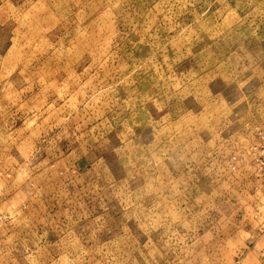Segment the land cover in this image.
Wrapping results in <instances>:
<instances>
[{"label": "rangeland", "instance_id": "rangeland-1", "mask_svg": "<svg viewBox=\"0 0 264 264\" xmlns=\"http://www.w3.org/2000/svg\"><path fill=\"white\" fill-rule=\"evenodd\" d=\"M264 0H0V264H264Z\"/></svg>", "mask_w": 264, "mask_h": 264}, {"label": "built area", "instance_id": "built-area-1", "mask_svg": "<svg viewBox=\"0 0 264 264\" xmlns=\"http://www.w3.org/2000/svg\"><path fill=\"white\" fill-rule=\"evenodd\" d=\"M261 153H264V147L261 148Z\"/></svg>", "mask_w": 264, "mask_h": 264}]
</instances>
